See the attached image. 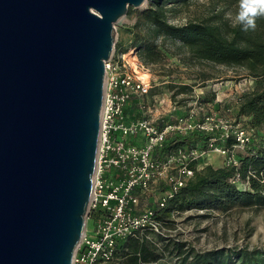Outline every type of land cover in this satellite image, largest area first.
<instances>
[{"label":"water","instance_id":"1","mask_svg":"<svg viewBox=\"0 0 264 264\" xmlns=\"http://www.w3.org/2000/svg\"><path fill=\"white\" fill-rule=\"evenodd\" d=\"M146 0H0V264H71L115 23Z\"/></svg>","mask_w":264,"mask_h":264},{"label":"trees","instance_id":"2","mask_svg":"<svg viewBox=\"0 0 264 264\" xmlns=\"http://www.w3.org/2000/svg\"><path fill=\"white\" fill-rule=\"evenodd\" d=\"M186 1L188 0H149L146 8L141 10L128 7V13L137 15L136 26L141 24L133 32L132 38V47L138 50L137 56L144 64L163 62L166 55L162 48L169 42L176 48L175 54L185 52L194 62L205 60L244 69L246 75L254 80V86L238 96L237 114L247 117L250 126L255 132L260 130L261 134H258V141L254 145H249L248 142L244 144L249 146L245 152L235 154V164L228 163L221 167L206 164L197 168L195 161H190L188 166L193 169V173L183 186L166 198L164 205L156 203L150 206V219L162 224L172 222L171 216L175 211L191 208L210 207L224 211L234 206L264 207V16L257 18L254 30L248 31L242 29L237 19L230 22L219 16L218 21L208 18L187 20L184 24L169 23L164 6L169 3L185 4ZM225 1L237 14L240 0ZM124 50L121 46L119 51ZM191 86L182 84L178 87L181 92H185L192 90ZM213 100V93L204 98V101ZM162 123L164 122H160ZM209 134L217 132L193 130L187 134L171 135L160 150L163 152L176 144L189 146L195 143L194 139L200 140L204 147ZM236 142L232 135L222 141L227 150L232 149ZM239 183H244L245 186H240ZM104 215L101 209H97L90 217L94 219ZM160 238L165 239L149 223L144 224L133 235L117 239L115 258L107 264L157 262L164 254L163 248L157 244ZM165 247L176 258L172 264H264V249L259 247H226L202 251L174 239L171 243H166Z\"/></svg>","mask_w":264,"mask_h":264},{"label":"rangeland","instance_id":"3","mask_svg":"<svg viewBox=\"0 0 264 264\" xmlns=\"http://www.w3.org/2000/svg\"><path fill=\"white\" fill-rule=\"evenodd\" d=\"M148 2L149 0H146L137 8L130 7L141 10L146 8ZM164 7L166 20L174 24L208 18L218 21V16L223 20L235 22L237 17L225 0H188L185 4L169 3ZM136 18L135 13L127 12L115 23L113 56L119 55L121 46L125 48L123 52L131 53L132 57L133 49H135L137 56L138 50L132 47V38L133 32L141 24L136 26ZM162 49L166 58L163 62L154 63V65L144 64L137 56L138 66L150 74V89L145 95L129 98L126 108L127 117L132 120L140 117L147 118L155 124L179 120L184 124V121L189 119L201 121L206 116L222 117L226 120L225 124L227 123L232 136L241 131V135L248 138L249 145H254L261 131L255 132L248 118L237 114L238 96L254 86V80L246 75V71L238 66L218 65L205 60L194 62L185 52L175 54L176 48L169 42H166ZM182 84H191L192 90L181 92L178 86ZM210 93L214 94V100L204 101ZM126 138L130 144L140 145L144 141L142 135ZM194 140V144L199 149H205L200 140ZM223 140L218 142L221 147H224ZM180 146L189 147L188 145ZM247 148L249 146L238 144L233 145L229 152L208 149L207 153L201 155L199 161L195 162L196 167H204L206 164L221 167L228 164L232 156L235 159L234 154L243 153ZM154 154L163 159L168 154V150L162 152L157 149ZM111 171L119 173L116 169ZM171 172L176 174L175 169ZM239 184L245 186L244 183ZM148 186L147 189H138L136 192L138 210L155 205L162 190L166 188L165 185L163 186V178L151 181ZM171 218L172 222L159 223L158 233L164 235L165 239L160 238L157 244L163 248L164 254L152 264H172L175 261L176 258L165 247L166 243H171L172 239L186 242L194 249L202 251L220 250L226 247L241 248V246L264 249V207L234 206L224 211L210 207L191 208V210L175 211ZM89 222L90 220H86L87 226ZM146 235L152 238L149 233Z\"/></svg>","mask_w":264,"mask_h":264},{"label":"built area","instance_id":"4","mask_svg":"<svg viewBox=\"0 0 264 264\" xmlns=\"http://www.w3.org/2000/svg\"><path fill=\"white\" fill-rule=\"evenodd\" d=\"M133 50V57L125 56L122 51L117 57L112 54L105 62L97 161L86 214V220H93L94 223L85 225L73 251L71 264L110 263L115 258L117 239L133 235L136 229L147 223L158 232L160 224L150 219V206L144 207L142 212H134L133 208L138 204L137 190L147 189L151 181L163 178L166 188L162 190L157 204L164 205V200L171 197L192 175L193 169L188 166L190 161H199L208 149L229 152L218 144L231 135L222 117L206 116L201 121L189 119L184 124L180 120L155 124L147 118L132 120L127 117L129 98L145 95L150 89V74L138 66ZM193 130L217 134H209L206 150L199 149L194 143L185 148L174 145L172 150L167 149L165 158L155 156L154 152L160 150L171 135ZM241 134V131L234 134L237 141L234 146L248 142V138ZM138 135L144 137L142 144L127 142L126 137ZM228 163H236L233 156ZM111 169L119 173H113ZM173 169L176 174L171 172ZM97 209H101L105 215L92 219L90 216Z\"/></svg>","mask_w":264,"mask_h":264},{"label":"clouds","instance_id":"5","mask_svg":"<svg viewBox=\"0 0 264 264\" xmlns=\"http://www.w3.org/2000/svg\"><path fill=\"white\" fill-rule=\"evenodd\" d=\"M264 16V0H240L237 23L244 31L254 30L256 20Z\"/></svg>","mask_w":264,"mask_h":264},{"label":"crops","instance_id":"6","mask_svg":"<svg viewBox=\"0 0 264 264\" xmlns=\"http://www.w3.org/2000/svg\"><path fill=\"white\" fill-rule=\"evenodd\" d=\"M133 210H134L135 213H139L142 209L141 210H138L137 207H134ZM93 223H94V221L93 220H90V222L88 223V225L91 226Z\"/></svg>","mask_w":264,"mask_h":264},{"label":"bare ground","instance_id":"7","mask_svg":"<svg viewBox=\"0 0 264 264\" xmlns=\"http://www.w3.org/2000/svg\"><path fill=\"white\" fill-rule=\"evenodd\" d=\"M130 54H131V53H130ZM130 54H128L127 52L124 53L125 56H128V55H130Z\"/></svg>","mask_w":264,"mask_h":264}]
</instances>
